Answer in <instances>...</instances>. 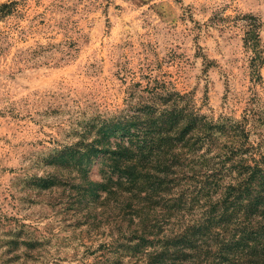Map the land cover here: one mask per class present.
I'll return each mask as SVG.
<instances>
[{
  "label": "rangeland",
  "instance_id": "374dc122",
  "mask_svg": "<svg viewBox=\"0 0 264 264\" xmlns=\"http://www.w3.org/2000/svg\"><path fill=\"white\" fill-rule=\"evenodd\" d=\"M8 1L17 6L0 20V264L112 263L113 217L77 197V181L47 155L124 109L137 83L164 82L214 118L239 119L264 100V0ZM251 17L261 81L243 44ZM51 175L64 182L37 186Z\"/></svg>",
  "mask_w": 264,
  "mask_h": 264
},
{
  "label": "trees",
  "instance_id": "16d2710c",
  "mask_svg": "<svg viewBox=\"0 0 264 264\" xmlns=\"http://www.w3.org/2000/svg\"><path fill=\"white\" fill-rule=\"evenodd\" d=\"M16 6L0 3V20ZM251 20L243 44L261 81ZM133 87L124 109L91 120L45 160L77 181V197L113 217L116 237L104 248L116 258L99 264H264V100L252 99L239 119L214 118L164 82ZM37 181L41 189L64 182Z\"/></svg>",
  "mask_w": 264,
  "mask_h": 264
}]
</instances>
